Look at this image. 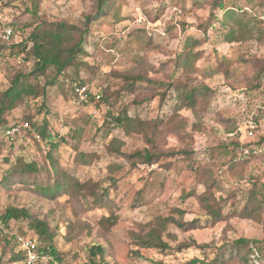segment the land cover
Masks as SVG:
<instances>
[{
	"label": "rangeland",
	"instance_id": "1",
	"mask_svg": "<svg viewBox=\"0 0 264 264\" xmlns=\"http://www.w3.org/2000/svg\"><path fill=\"white\" fill-rule=\"evenodd\" d=\"M97 1L0 0V22L19 23L22 36L38 24L47 32H54L59 22L83 27ZM225 1L229 7L234 3L243 6L241 18L249 30L244 40L225 39L219 23L205 33L210 0H116L106 16L91 24L80 78L91 79L93 85L103 84L99 92L108 89L110 102L119 98L116 109L127 108L133 121L109 127L103 122L104 105L73 107L66 80L50 87L47 110L38 115L39 124L44 120L50 132L65 136L66 141H61L53 155L85 185L82 190L72 189L49 199L22 184L3 187L1 179L18 155L46 166L50 161L44 140L38 142L31 136L8 139L0 128V214L14 206L46 220L63 256L54 264H93L90 247L95 242L106 247V264H185L193 258L202 260L198 264H212L216 254L239 237L264 239V212L260 221L229 216L206 223L202 201L205 192L212 201L224 199L227 214L233 208L242 209L255 186L263 190L264 185V0ZM214 14L222 12L215 9ZM71 35L69 29L63 30V49ZM187 38L200 42L194 48L190 74L196 70L197 77L216 91L202 118L186 107L175 113L177 100L173 97L162 103L149 86L138 88L135 94L126 89L133 74L163 79ZM217 58L224 59L222 70H235L229 80L224 72L203 76L205 71L217 69ZM30 66L10 50L0 53V91L17 72H29ZM69 73L75 75L73 70ZM259 80L260 87H256ZM41 102L29 99L22 103L8 114L9 123L36 113ZM98 107L101 110L96 112ZM156 121H163L158 130L151 126ZM222 145L229 146L231 156L225 155ZM245 145L248 149L243 151ZM145 149L156 154L152 165L133 157ZM81 157L87 162L78 159ZM88 188L107 189L109 199L96 201L90 193L84 197ZM107 217H116V223L109 226ZM160 217L179 221L199 218L205 225L184 230L172 221L163 231L168 247L136 245V237L147 233ZM11 224L14 231L38 238L28 220ZM17 250L0 235V264H26L9 262ZM225 264L244 263L234 258Z\"/></svg>",
	"mask_w": 264,
	"mask_h": 264
},
{
	"label": "trees",
	"instance_id": "2",
	"mask_svg": "<svg viewBox=\"0 0 264 264\" xmlns=\"http://www.w3.org/2000/svg\"><path fill=\"white\" fill-rule=\"evenodd\" d=\"M115 2L116 0H98L95 11L86 16L83 27L70 25L66 22H59L56 24V30L54 32H47L42 30V24H38L27 36H22L23 33L20 31L19 23L12 21L0 22L2 28L5 26L13 27V34L9 41L0 39V53L10 50L11 54L25 59L31 65L29 72H17L11 79L9 86L5 90L0 91V128L5 133L6 129L17 122L28 121L41 134L42 140L46 142L48 147L47 158L50 161V165L46 166L36 161H29L23 155H18L12 168L7 170L1 179V185L3 187L10 189L18 183L22 184L29 191L39 193L42 197L55 199L68 193L72 189L82 190L85 186L79 182L76 176L69 174L53 155V152L60 146L61 141H66L65 136L50 132L44 120L42 124H39L38 115H42L47 110L46 99L50 87L56 86L63 80L69 82L71 90L73 82H80L82 84L89 83L93 90L101 91L103 84L93 85L90 83L91 79L80 78L79 73L86 63L82 57L86 54L85 44L88 39L91 24L99 20L102 16H106L113 9ZM235 4L229 7L225 0H210L209 5L212 10L210 19L203 26L205 33H208L210 28L215 30L217 28L216 24L219 23L225 39L229 41L244 40L249 31L248 24L241 18V14L244 12L243 6ZM164 7L165 4L163 3L160 14ZM215 9L221 11L222 14H214ZM64 29H69L72 35L63 49L60 45L64 42ZM16 36H18L17 39ZM199 43L198 39L187 38L183 50L172 60L171 70H165L167 74L163 79L149 78L144 74H133L128 77V86L126 89L130 90L131 94H135L138 88L144 89L149 86L156 91L155 95H160L162 103L173 97L177 100L174 108L175 113L180 108L186 107L187 109H191L197 117L202 118L208 112L216 91L204 79L197 77L196 70H191L194 76L188 70L193 58L196 56L194 48ZM198 56H200L199 52ZM217 59V69L207 70L203 73V76L207 78L217 72H224L226 79L229 80L235 70H222L225 69L224 59ZM70 70H73L75 75H71L69 73ZM262 74L263 72H261L260 76ZM261 82L259 80L256 87H260ZM143 83H147V86H144ZM101 95L102 105L105 108L103 119L105 125L109 127H122L133 121V118L128 115L127 108H122L121 110L116 109L115 102L119 98H116L115 102H110L112 94L109 93L108 89H105ZM29 99H34L37 102L42 100L38 111L36 113L25 114L24 118H19L9 123L8 114ZM135 103L139 104L136 101ZM161 123L163 124V121H156L151 126L154 130H158ZM4 135L8 139L14 138L6 134ZM18 136H31L33 138L29 131H25L15 137L17 138ZM231 143L234 146H238L235 142ZM247 146H242V150L248 149ZM221 147L226 156H231L232 151L228 145H222ZM136 154L137 156L133 157L138 158V161L148 165L155 163L157 158L155 156L156 154L150 149L137 151ZM78 159L87 162L85 158L81 157ZM231 160L237 163L235 158ZM262 188L263 190L256 185L250 192L248 204L242 209L233 208L227 214L223 210L226 207V203H223L225 200L212 201L205 192L202 196V201L207 211L206 223L211 222L214 224L229 216L252 218L260 221L264 212V185H262ZM88 193L96 197V201H102L106 198L109 199V191L107 189L99 192L96 190L90 191L88 188L83 196L88 197ZM20 219L28 220L30 229L38 236V238H35L29 234L38 243L37 252L40 255V259L37 264L42 263V261H47L50 264L61 262L63 256L55 245V232L51 230L46 220L35 218L25 208H17L14 206H9L1 214L2 222L7 225H10L12 220L16 222ZM107 220L109 221V226H111L116 223L117 218L107 217ZM172 221L184 230L196 228L198 227L197 225H205L199 218L192 221H179L160 217L155 221L154 225H151L147 233L136 237V245L156 248L168 247V244L163 240V231L166 230L167 224ZM0 235L4 237L7 243H14L18 247L12 235L5 234L2 230H0ZM255 251H258L264 257V239L239 237L220 250L211 263L225 264L230 259L238 258L242 263L247 264L250 261V255ZM106 253L105 246L100 243H93L90 247L91 262L93 264H99L100 262L106 264ZM98 258L99 261H97ZM17 261H24L25 263V251L19 247L17 252H13L9 260V262ZM201 261L199 258H193L185 264H198Z\"/></svg>",
	"mask_w": 264,
	"mask_h": 264
},
{
	"label": "built area",
	"instance_id": "3",
	"mask_svg": "<svg viewBox=\"0 0 264 264\" xmlns=\"http://www.w3.org/2000/svg\"><path fill=\"white\" fill-rule=\"evenodd\" d=\"M13 34L12 26H5L0 29V39L9 41ZM102 95L99 91L93 90L89 83H80L73 82L70 103L75 108H86L92 106H101L102 104ZM96 108V112L100 111ZM25 131L31 132L33 138L41 142L42 136L41 134L34 129V127L28 121H20L14 124L13 126L6 129L5 134L10 137H15L18 134H21ZM12 223H14L12 221ZM0 230H2L5 234L12 235L18 245L19 248L25 251V263L26 264H37L40 259V255L37 252L38 243L37 241L26 233H21L14 231L12 228V224L7 225L1 220L0 214ZM250 263L251 264H264V257L258 252L255 251L250 255Z\"/></svg>",
	"mask_w": 264,
	"mask_h": 264
}]
</instances>
